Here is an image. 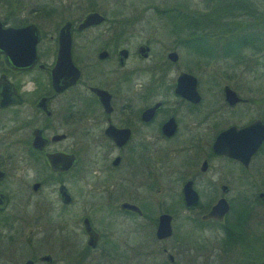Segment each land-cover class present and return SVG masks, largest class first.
Returning <instances> with one entry per match:
<instances>
[{
  "label": "flooded vegetation",
  "instance_id": "obj_1",
  "mask_svg": "<svg viewBox=\"0 0 264 264\" xmlns=\"http://www.w3.org/2000/svg\"><path fill=\"white\" fill-rule=\"evenodd\" d=\"M101 1L110 0H0V264H264L242 229L251 218L264 224V191L240 192L233 208V176L219 164L253 179L246 170L264 140L247 165L212 148L228 128L264 127V88L241 85L264 68L258 1L110 13L98 11ZM179 13L190 26L173 25ZM158 18L173 26H150ZM65 30L75 75L54 77ZM186 185L197 193L189 206ZM201 189L214 195L204 205ZM220 198L222 219H202ZM180 209L219 227L208 251L179 235ZM164 214L171 232L159 237Z\"/></svg>",
  "mask_w": 264,
  "mask_h": 264
},
{
  "label": "rangeland",
  "instance_id": "obj_2",
  "mask_svg": "<svg viewBox=\"0 0 264 264\" xmlns=\"http://www.w3.org/2000/svg\"><path fill=\"white\" fill-rule=\"evenodd\" d=\"M121 1V2H119ZM258 8L261 11H264V0H257ZM197 4H200V0L196 1ZM96 7L98 8V11H107L108 13L112 11H123V10H130V6H141L144 5H155L157 6L158 9H169L175 6L182 7L183 10H187L188 8V0H110L109 2L107 1H101L99 3L95 4ZM184 13V12H183ZM152 15V14H151ZM180 20V23H182L181 18L179 17L177 21ZM162 21H164V26L166 27H172L171 22H166L164 19H152L150 22V26L152 27H163ZM186 27V26H185ZM158 32H163V30H158ZM162 36V35H160ZM158 36V37H160ZM171 37L169 35L164 34V44H169V41ZM245 58H250L255 56V52H251L248 55L247 51H245ZM255 70L253 71L252 75H255V79L252 80L251 78V72L247 73L244 75L241 85L243 87V91H256V90H261L264 88V68L255 66ZM215 69V70H214ZM213 69L212 74L215 75V78H213L215 83H212V89L216 91V88L220 84L219 81V75L222 73L221 67H216ZM207 71H198L197 74L200 76V79L205 83L207 80H209ZM218 76V78H216ZM264 116V115H263ZM69 142V141H68ZM67 142V143H68ZM220 168H222V171L227 172L226 175L228 176H233V178L229 177L226 180L229 182L231 186L230 192L226 195L227 199H231L230 201L233 203V208L234 205H237V196L239 197V193L241 192L240 196L242 195L243 192H245V195L251 198V194H255V189L260 188L261 190L264 191V147L260 150V152L254 157L251 166L249 169L246 171L249 172L250 174L254 175L255 177L247 178L249 177V174H244L243 181H239L236 179L235 174L239 171L238 167L231 163V162H222L219 163ZM256 171L259 172L258 176H256ZM255 188V189H254ZM207 191V190H206ZM205 190L201 189L200 190V203L201 205H204L208 200H210L212 197L214 198L213 194L206 193ZM257 191V189H256ZM237 195V196H236ZM262 200L260 202V205L262 207ZM262 210V208L259 207L258 210ZM260 210V211H261ZM203 210H201L200 213H202ZM261 215L262 212H260ZM259 214L260 220L263 219L264 217ZM175 225L177 226V229H179V235L180 236H188L191 237L192 239L200 242L202 245L205 246L204 250H198L197 252H206L208 251L206 248V239L207 236L210 235L211 231L214 234H219V227L218 226H210L209 224L202 222L199 220V217L195 215V221L194 218H189V215L185 213L182 209L179 211V215L176 219ZM242 229L244 230L245 234L248 235L253 241L254 245L257 246L259 244V251L264 252V224H257L254 222L253 218L248 220L246 224H243ZM212 234V233H211ZM204 248V247H203ZM193 254V253H192ZM56 261V260H55ZM59 261V259L57 260Z\"/></svg>",
  "mask_w": 264,
  "mask_h": 264
},
{
  "label": "water",
  "instance_id": "obj_3",
  "mask_svg": "<svg viewBox=\"0 0 264 264\" xmlns=\"http://www.w3.org/2000/svg\"><path fill=\"white\" fill-rule=\"evenodd\" d=\"M93 16V14H90L87 19ZM20 31L22 32V30ZM31 51H33V49H31ZM32 59H34L33 56ZM64 69H66L68 72H73V70L75 71L69 57V36L66 30L60 34L58 55L54 67V77L57 75L60 77L62 73L65 74ZM71 74L75 75L74 72ZM189 77L191 80H194L193 76ZM227 93L229 92L227 91ZM192 99H198V96L196 95ZM263 140L264 127L259 123V121H256L255 123L243 129L228 128L218 133L213 142L212 148L215 153L226 155L240 161L243 165H247L250 155L258 149ZM183 198L184 203L187 206L192 205L197 201V193L191 188L190 185H186L184 188ZM227 209L228 204L226 200L224 198H220L215 202V204L212 205L210 210L202 216V219L212 218L221 220ZM170 232L169 216L166 214L161 215L157 229L158 236L163 237L169 235ZM42 259L49 260V257L45 256Z\"/></svg>",
  "mask_w": 264,
  "mask_h": 264
},
{
  "label": "trees",
  "instance_id": "obj_4",
  "mask_svg": "<svg viewBox=\"0 0 264 264\" xmlns=\"http://www.w3.org/2000/svg\"><path fill=\"white\" fill-rule=\"evenodd\" d=\"M180 15L178 16V17H180L181 18V20H182V23H180V20L179 21H177V19H178V17H176V19H174L175 20V23H178V24H173L174 26L175 25H180V26H186V27H188V26H190L189 24H190V20H189V16H188V14H185V15H182L183 13H179Z\"/></svg>",
  "mask_w": 264,
  "mask_h": 264
}]
</instances>
